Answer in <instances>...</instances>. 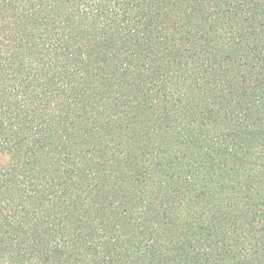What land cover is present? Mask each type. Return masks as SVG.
I'll use <instances>...</instances> for the list:
<instances>
[{"label": "trees", "instance_id": "16d2710c", "mask_svg": "<svg viewBox=\"0 0 264 264\" xmlns=\"http://www.w3.org/2000/svg\"><path fill=\"white\" fill-rule=\"evenodd\" d=\"M0 264H264V0H0Z\"/></svg>", "mask_w": 264, "mask_h": 264}]
</instances>
